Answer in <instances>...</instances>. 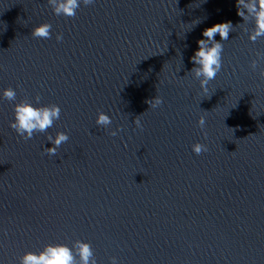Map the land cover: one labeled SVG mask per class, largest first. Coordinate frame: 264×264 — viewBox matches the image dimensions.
Listing matches in <instances>:
<instances>
[{
  "label": "water",
  "instance_id": "1",
  "mask_svg": "<svg viewBox=\"0 0 264 264\" xmlns=\"http://www.w3.org/2000/svg\"><path fill=\"white\" fill-rule=\"evenodd\" d=\"M236 12V0H95L66 18L47 0H0V89L61 108L24 140L0 102V264L77 239L98 264H264V59L250 67L264 38L250 42ZM228 21L205 97L189 58ZM43 23L51 38L32 37ZM57 131L69 140L49 156Z\"/></svg>",
  "mask_w": 264,
  "mask_h": 264
},
{
  "label": "clouds",
  "instance_id": "2",
  "mask_svg": "<svg viewBox=\"0 0 264 264\" xmlns=\"http://www.w3.org/2000/svg\"><path fill=\"white\" fill-rule=\"evenodd\" d=\"M52 8L53 14L72 18L76 15L77 10L83 6H89L95 3V0H47ZM237 16L243 21L240 25L251 23V29L244 28L247 33L248 40L255 43L258 39L264 38V0H236ZM234 26L231 21L217 23L206 28L202 32V39L197 41V50L189 58L193 67L188 73L192 74L195 80L199 81L201 93L208 97L209 87L218 73L222 69V53L224 45L220 41H227L229 33L233 32ZM52 25L43 23L35 27L31 31V36L40 39H50L52 35ZM217 34L220 41L215 37ZM59 42L63 39L61 34L56 35ZM264 59V56L257 55V59L252 60L250 67L255 70L258 66V60ZM260 75L264 77V71ZM9 101L13 103V119L9 127L24 140H30L35 134L48 133L55 122L60 119L61 108L57 104L41 105L40 97L35 98V103L29 99H23L17 102V92L12 87L0 89V102ZM151 108L160 106L163 101L158 96L148 101ZM98 128L109 129L112 124V118L104 113L98 112L95 120ZM137 128L141 127L139 119L133 122ZM198 126L203 129L205 126V118L201 116ZM121 131L117 128L110 132V135L116 136ZM46 140L51 147H45L46 154L55 156L58 149L69 140V136L65 131H57L55 135L47 134ZM206 145L195 143L192 145V151L196 155L206 152ZM18 264H98L95 258L92 245L83 240H75L71 246L64 243H49L38 251H26L19 256ZM110 264H120L116 257H112Z\"/></svg>",
  "mask_w": 264,
  "mask_h": 264
}]
</instances>
